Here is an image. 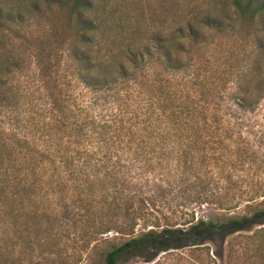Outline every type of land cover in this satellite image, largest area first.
Segmentation results:
<instances>
[{
  "label": "trees",
  "instance_id": "1",
  "mask_svg": "<svg viewBox=\"0 0 264 264\" xmlns=\"http://www.w3.org/2000/svg\"><path fill=\"white\" fill-rule=\"evenodd\" d=\"M130 5L145 33L114 59L96 48L93 0H35L55 16L33 64L39 98L13 86L20 64H0V264L22 243L70 238L80 259L109 232L125 239L103 264L185 248L212 264L218 242L223 264H264V136L248 135L264 100V0ZM46 48L67 64H42ZM209 48L223 64H201Z\"/></svg>",
  "mask_w": 264,
  "mask_h": 264
},
{
  "label": "rangeland",
  "instance_id": "2",
  "mask_svg": "<svg viewBox=\"0 0 264 264\" xmlns=\"http://www.w3.org/2000/svg\"><path fill=\"white\" fill-rule=\"evenodd\" d=\"M131 1L93 0L91 18L98 23V29L95 32V42L101 56L118 59V56L129 48L130 44L134 45V40L139 41L143 37L144 31H137L133 26H130ZM34 2L35 0H0V8L4 12L3 15L11 12L14 16L10 26L0 27V64H20L22 67L13 78V86L19 91L24 101H26V96L36 99L45 93L40 89L38 90L39 87L33 64H37L38 61V41L39 39L50 40L49 20H55L53 14L42 15V13L34 11ZM147 2L156 6L160 0H147ZM156 19H158V21L155 20L157 28H162L161 25L159 26V21L161 20L159 18ZM53 44L55 52L62 51L58 41ZM48 52L49 49L46 48L43 53L45 59H41L42 64H67L63 60L56 61L58 58L60 59L59 54L54 55L53 51H51L52 54L50 55ZM236 61L237 59H232V62L235 63ZM223 63V57H220L217 54V50L214 51L212 48L205 50L204 56L201 58V64ZM61 80L63 82L62 87L65 89L68 79L64 69L61 70ZM70 95L81 103L88 98L85 90L78 85L73 88ZM251 123L253 127L248 134L249 139L252 140L257 139L261 135L264 136V100L258 112L251 116ZM243 206L244 203L233 214H241ZM24 221L22 220V223ZM29 222L34 223L31 220ZM43 227H46V225ZM139 231H141L140 226L136 228V232ZM124 239L115 232L100 236L95 249L82 252L80 259L76 254L79 251L80 243L75 244L76 248L72 249V238L63 239L56 247L42 243H35L27 247L25 243H22L16 248L14 255L8 256L7 262L16 260L15 264H103L105 254L122 243ZM93 245L94 242L90 245L89 250ZM224 246L223 242H218L215 245L210 244V254L213 252L218 256L214 258V255H212V258H214L212 264H223ZM195 256L189 248L171 251L169 254L163 255L159 259L158 264H196ZM7 264L10 263L8 262ZM120 264H141V262L138 260H135V263L121 261Z\"/></svg>",
  "mask_w": 264,
  "mask_h": 264
}]
</instances>
